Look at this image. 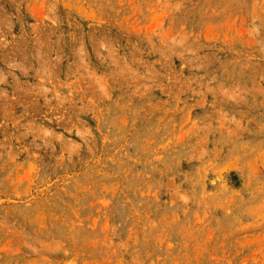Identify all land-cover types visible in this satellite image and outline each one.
<instances>
[{
	"label": "rangeland",
	"instance_id": "1",
	"mask_svg": "<svg viewBox=\"0 0 264 264\" xmlns=\"http://www.w3.org/2000/svg\"><path fill=\"white\" fill-rule=\"evenodd\" d=\"M0 264H264V0H0Z\"/></svg>",
	"mask_w": 264,
	"mask_h": 264
}]
</instances>
